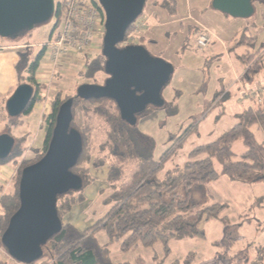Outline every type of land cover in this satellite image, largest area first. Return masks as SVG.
<instances>
[{
    "label": "rangeland",
    "instance_id": "374dc122",
    "mask_svg": "<svg viewBox=\"0 0 264 264\" xmlns=\"http://www.w3.org/2000/svg\"><path fill=\"white\" fill-rule=\"evenodd\" d=\"M95 1L98 2V0ZM152 1H146L138 19H145L147 13L154 11L150 21L158 30L157 44L147 43L148 39L137 43L146 44L153 56L160 57L172 64L173 73L162 90V98L164 102H170L175 96L176 113L167 114L165 105L159 108L149 106L144 113L137 116L135 126L153 138V157L156 159L174 143V138L189 127L190 123L195 124L189 128V131L183 135L182 139L175 144V148L163 160L160 170V174H163L182 166L191 158V150L215 140L236 122L232 116L233 112H230L229 104L236 102L237 97L242 101H249L250 98L246 97L238 84L231 85L229 83L231 79L234 80L237 75L242 74L247 56L264 48V24L260 16L261 6L257 3H255V12L252 16L234 18L225 16L212 8L211 2L208 0H166L170 1L169 3L164 1L166 5H169V10L159 8V5H153ZM54 2L58 6L62 4L63 0H54ZM188 15L194 16L193 18L203 22L217 34L216 39L211 38L203 51L196 50V38L203 31V26L192 17L187 18ZM59 17V14L53 15L50 20L27 30L20 37L6 40L24 43L30 63L35 58V52L41 48L40 45L54 35ZM188 25H191V30L195 33H188ZM246 26L256 34V40L251 47L246 44H235L238 35L236 32H240ZM102 39L103 35L92 55L84 53L83 56H79L80 60H77L78 56L69 59L68 67H65V71L61 74L63 76L57 79L60 84L57 86L58 92L56 93L62 99L74 95L76 87L81 83H103L106 78L103 70L95 73L92 77L86 76L88 59L98 57L102 63L104 62V57L101 54ZM120 45L123 46V43ZM184 52L199 57L203 64L205 62L208 71H204L202 74L197 69L202 65H198L196 61L192 65L184 63ZM258 55L254 58L255 60ZM82 59H87L83 60V66L81 65ZM80 68L83 70L77 76V71ZM246 70L242 78L250 80ZM252 80H256L255 83L258 82L254 87L264 85V67L253 76ZM178 90L181 91L180 94ZM216 97L218 100L215 102L213 100ZM8 98L0 96V134L7 132V123L10 119L21 118L24 120V125L11 132L15 135L27 133L25 148L29 147L31 143L33 144L32 139L35 135V142L40 146L42 142L39 140V135L42 131L37 130L39 129L37 111L33 110L30 113L28 111V114L23 113L19 117H10L6 111ZM93 105L91 103L76 105L75 115L78 123L82 122L84 118L82 115L84 109L81 106L91 108ZM242 107L246 108V103L243 102ZM220 110H223L225 114L223 115ZM179 129L180 132L177 133ZM252 130L257 140L264 143L263 132L257 126H253ZM170 133L175 135H172V138L168 140ZM245 149L241 140L235 141L232 145V150L237 158ZM35 151L37 154L40 152L39 150ZM30 153L27 154V158L34 154ZM195 156V159H198L204 154ZM24 159L26 157H23L20 163L16 161L18 163L16 174L28 162ZM12 160L14 159L8 160L10 165H12ZM213 163L215 169L219 171V162L214 159ZM107 167L108 163L96 168L91 167L90 174L93 179L84 184L83 190L73 192V194L81 193L82 195L85 193L86 199L76 203L69 214L68 211L62 215L61 221L67 219L68 216L73 217L79 220V226L82 228L93 224L108 211L111 203L103 202V199L110 196L112 192L106 179ZM204 189L211 198L207 197L205 203L216 200L225 204L223 214L227 215L230 221L229 225L225 226L219 219L203 221L200 225L204 232L203 237L171 239L168 243L170 249L168 254H165L160 242L149 247L138 245L129 251H121L119 243L108 242L105 233L100 231L97 234V239L102 245L107 243L111 262L114 264H155L159 259L164 260V264H171L174 261L184 264L190 254L192 256L189 259L190 264H212L209 261L215 258L214 264H264V178L247 182L219 175L213 181L205 184ZM191 196L194 200H199L204 196V193H192ZM76 219L71 220L77 221ZM48 246L50 247L51 243H48ZM240 252L241 255H239ZM226 253L241 259L231 263ZM0 261H6L7 264H18L7 255L1 244Z\"/></svg>",
    "mask_w": 264,
    "mask_h": 264
},
{
    "label": "trees",
    "instance_id": "16d2710c",
    "mask_svg": "<svg viewBox=\"0 0 264 264\" xmlns=\"http://www.w3.org/2000/svg\"><path fill=\"white\" fill-rule=\"evenodd\" d=\"M255 3L261 6L260 16L264 24V0H252L254 8ZM60 7L61 4L56 6V15L60 13ZM131 28L132 25L127 32ZM255 40L256 34L246 26L239 36L238 44L251 47ZM42 54L43 51L36 54L28 65L30 83H35L33 76ZM257 55L258 58L255 60ZM86 66L87 77H92L103 70V63L98 57L88 59ZM245 67L247 76L253 77L257 74L264 67V48L250 53L245 61ZM35 84L38 86V83ZM68 98L73 99L71 125L79 131L83 141L82 153L72 171L82 178L83 187L80 190H83L84 184L93 179L90 174L91 167L96 168L108 163L107 180L112 193L106 202L112 205L101 219L83 231L62 223L61 230L42 246V257L30 264H114L111 262L107 243L102 245L97 239V233L100 231L105 233L108 242L119 243L121 251H129L138 245L149 247L160 242L165 254H168L170 252L168 243L171 239L203 237L204 232L200 227L203 221L219 219L225 226L229 225L227 215L223 214L225 204L216 200L205 203L207 197L211 199L210 194L204 189L205 184L219 175L247 182L264 178V143L257 140L252 130L253 126H257L264 134V96L261 102L256 101L253 106L237 114L236 123L215 140L191 150V158L182 166L162 175L160 170L163 160L189 131L192 123L175 137V140L173 139L174 143L156 160L153 157L154 140L140 132L136 126L124 122L113 100L107 98L83 100L76 94L66 99ZM66 99H62L58 93L55 94L52 110L45 119L43 145L39 149L31 150L34 154L24 159L28 162L23 167L39 160L45 153L57 110ZM34 100L35 95L23 113L30 110ZM79 103L94 104L91 108L81 106L84 109L82 111L84 118L80 123L77 122L75 115L76 105ZM237 140H241L246 147L238 158L232 150V145ZM35 150L40 152L37 154ZM24 152V148L14 144L10 156L0 160V163L20 158ZM197 154L204 156L195 159ZM214 159L220 164L219 171L214 167ZM21 170L15 176L12 190L0 195V237L10 216L19 206L18 182ZM73 192L57 198L56 207L60 219L76 203L83 201L81 193ZM192 193H204V196L202 199L194 200ZM48 243H51L50 247H47ZM226 256L231 263L241 259L227 253ZM191 257L189 254L184 264H190ZM215 259L209 262L214 264ZM0 263L7 264L6 261ZM155 264H164V260L158 259ZM171 264L179 262L174 261Z\"/></svg>",
    "mask_w": 264,
    "mask_h": 264
},
{
    "label": "water",
    "instance_id": "95a60500",
    "mask_svg": "<svg viewBox=\"0 0 264 264\" xmlns=\"http://www.w3.org/2000/svg\"><path fill=\"white\" fill-rule=\"evenodd\" d=\"M146 1L98 0L104 15L101 54L107 77L101 84L81 83L75 91L83 100H113L120 118L130 126L149 106L164 105L162 90L173 73L171 63L153 56L144 45H120ZM211 6L234 18H248L255 12L252 0H212ZM55 11L54 0H0V38L16 39L50 20ZM33 94L30 84L18 85L6 102L7 114H22ZM72 104V98L60 104L45 153L21 170L19 206L0 237L7 255L17 263L30 264L42 257V246L62 228L58 196L83 187L82 178L72 171L83 149L82 136L71 125ZM13 147L14 138L8 132L0 134V160L7 159Z\"/></svg>",
    "mask_w": 264,
    "mask_h": 264
},
{
    "label": "crops",
    "instance_id": "0c3cea01",
    "mask_svg": "<svg viewBox=\"0 0 264 264\" xmlns=\"http://www.w3.org/2000/svg\"><path fill=\"white\" fill-rule=\"evenodd\" d=\"M164 1L166 3L170 2V1H166V0H160V1L159 0L158 1L157 0H153L152 3H153V5H159V8H162V9H165V10H167V9L169 10V8H170V7H168L169 5H166ZM208 1L211 2L212 0H208ZM205 9H206V7H205ZM153 13H154V11H150L149 13H147V16L144 19L146 21V26L142 30V38L139 40V42L142 41V40L145 41L146 39H148L147 43H150L151 45H156L157 44V40L156 39H157L158 30H157V28H155V26H153L152 21H150V19L153 16ZM225 16H228V15H225ZM189 17L193 18L194 16L188 15L187 18H189ZM228 17H230V16H228ZM193 19H195V18H193ZM196 21H198V20H196ZM197 23H199L200 25L203 26V31L202 30L201 31L202 32L206 31L209 34L210 39L211 38L216 39V35L217 34L209 26L203 24V22H201V21H198ZM243 29L244 28H242L240 32H236L238 34L237 35V40H235L236 41V43H235L236 45H238V39H239V36H240V34H241ZM187 31H188V33L189 32L195 33V31L191 30V25H188ZM186 34H187V32H186ZM196 34H197V32H196ZM234 37H236V36H234ZM100 38L101 37L93 39V41L90 43L89 47L86 49L85 53H87L89 55H92V53H94V51H96V49L98 47V42L100 41ZM46 42H44V43H46ZM44 43H42V44H44ZM144 46L147 47L146 44ZM40 47H41V45H40ZM147 49H148V47H147ZM203 49H198L197 48L196 50L203 51ZM40 51H43V49L40 48L38 51H36L35 52V56ZM148 51H149V49H148ZM83 54L76 55V57L78 56L77 60H80L79 56H83ZM243 56H244V54H243ZM243 56H242V58H243ZM29 58L30 57H29V55L27 53V50H25V44L24 43L12 42V41L6 40L5 38L4 39L0 38V96L3 97V98L4 97L8 98V97H10V95L13 93V91L16 89V87L18 85H20L22 83L30 84L34 88V94L33 95H35V100L32 103V106H31V108H30L28 113L32 112L33 110L37 111V113H38L37 114L38 115V125H39V129H37V130L39 132L42 131V133L39 135V140H40V142H42V144L40 146H38L39 144H36V142H35L36 135H35V137L32 139V141H34L33 144L31 143V140H30L31 145H29V147L25 148L24 145H25V142L27 140V137H26L27 133L26 134L25 133H23V134L18 133V134L15 135V134H13L11 132L12 130L15 131V130H17V128L22 127L24 125V120L19 118V119H13V120L10 119V121H8V123H7V132L14 138V144L17 145V146H20L21 148H24L25 152L23 153V155L20 158H16L17 160L16 159L12 160L11 161L12 165L9 164V161L4 162V163H0V195H2L4 193H7V192L12 190L13 184H14V179H15V176H16V172L18 171L17 170L18 169V163H20V161L23 159V157L27 158V154L30 153L31 150L39 149V148L42 147L43 142H44V138H45V127H44L45 126V119L50 114V112L52 110V101L54 99V96H55L56 92H58L57 86H58V84H60L57 79L59 77L61 78L63 76L61 74L65 71L64 68L68 67V65H69V61H68L66 64H64L62 70L57 72V74H55L53 76H51V75L49 76V73H48L49 72V67H48V62H47V59H46V53L43 52L42 57H41V59L39 61V64H38V68L35 70V73H34V76H33L35 83H38V86H37L35 83H30L29 80H28L29 79V69H28ZM201 58H204V57H201ZM83 60L85 61L87 59H82V61ZM82 61H81V65L83 66L84 61H83V63H82ZM194 61H196L198 63V65H202L200 68H197L198 70H200L202 72V74L204 73V71H208L207 70L208 68L205 67V62L203 64L199 57H195V56H193L190 53L188 54V53L184 52V63H186L188 65H192L194 63ZM82 70H83V68L82 69L80 68L77 71L76 75L78 76L79 75L78 73H80ZM245 70H246V67L243 66L242 74L237 75V78H235L234 80L231 79L230 83H229L231 85H233V83H234V85L238 84V86L241 88V90H243V93H246V90L248 91L250 89L255 88L254 86L258 84V82L255 83L256 80H252L253 77H250V80H248V79L244 80L242 78L243 75H244ZM202 78L204 80L203 76H202ZM178 92H179V94L181 93V91H179V90H178ZM260 96H261V98H262V96H264V91H262L260 93ZM174 97H173L172 101L164 102L166 110L168 111L167 114H175L176 113V103H175V98ZM217 100L218 99L216 97V98H214L213 101L216 102ZM243 102L246 103V105H247L246 108H248L249 106H253L255 104L256 99L255 98H250L249 101H242L240 98L238 99V97H237V101L236 102L230 103L229 104V109H230V112H233L232 116L235 119H236V115L237 114H239L244 109H246V108L242 107ZM171 111H173V112H171ZM221 112L223 113V115L225 114V112H223V110ZM28 113H26V114H28ZM236 121H237V119H236ZM235 123L236 122H234V124ZM194 125L195 124H192V127ZM139 131L144 133V134H146V135H148V136H150L149 134L143 132L142 130H139ZM179 132H180V129L178 130L177 133H179ZM172 135H175V134L170 133L169 136H172ZM168 140H170V139H168ZM158 159L159 158H156V160H158ZM107 170H108V167H107ZM106 179H107V172H106ZM110 188H111V186H110ZM111 191H112V188H111ZM108 197L109 196H106L103 199L104 203H107L106 201H107ZM85 199H86V195H85V193H83V201ZM109 209H108V211H109ZM71 210H72V208L69 210L68 214L70 213ZM103 216H101L99 219H101ZM71 219H76V218L68 216V218L63 220L62 223L63 224H69V225L75 227L79 231H83V230L87 229L88 227H90L91 225H93L94 223H96L99 220V219H97L93 224L81 228L79 226L80 222H79L78 219H76L78 222L74 221V220H71ZM115 264H118V263H115Z\"/></svg>",
    "mask_w": 264,
    "mask_h": 264
},
{
    "label": "built area",
    "instance_id": "2783aa9c",
    "mask_svg": "<svg viewBox=\"0 0 264 264\" xmlns=\"http://www.w3.org/2000/svg\"><path fill=\"white\" fill-rule=\"evenodd\" d=\"M59 15L54 35L41 45L43 52L46 53L49 76L62 70L70 58L85 53L93 39L102 37L104 32L103 11L95 0H63ZM137 19L132 24V28L126 31L123 45L138 44L137 42L142 38L146 21ZM209 41V34L200 32L196 38V46L198 49H203ZM262 91L264 85L248 90L245 95L261 102Z\"/></svg>",
    "mask_w": 264,
    "mask_h": 264
},
{
    "label": "flooded vegetation",
    "instance_id": "af4514ba",
    "mask_svg": "<svg viewBox=\"0 0 264 264\" xmlns=\"http://www.w3.org/2000/svg\"><path fill=\"white\" fill-rule=\"evenodd\" d=\"M107 77V76H106Z\"/></svg>",
    "mask_w": 264,
    "mask_h": 264
}]
</instances>
